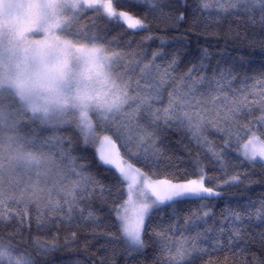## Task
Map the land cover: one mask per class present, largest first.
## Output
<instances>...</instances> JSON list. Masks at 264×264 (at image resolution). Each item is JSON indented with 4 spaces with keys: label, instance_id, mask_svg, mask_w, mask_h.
I'll return each instance as SVG.
<instances>
[{
    "label": "snow or ice",
    "instance_id": "obj_1",
    "mask_svg": "<svg viewBox=\"0 0 264 264\" xmlns=\"http://www.w3.org/2000/svg\"><path fill=\"white\" fill-rule=\"evenodd\" d=\"M142 7L143 15L131 10ZM148 13L176 30L191 21L206 32L209 20L223 16L264 32V0H69L62 34L36 42L39 70L32 76L43 92L26 90L23 74L0 64V264H38L20 246L33 219L37 230H55L52 241L33 239L41 256L58 248L63 227L66 246L80 229L104 239L101 247L112 258L102 256L98 264H115L117 254L124 264H146L150 246L152 264H199L237 248L241 264H248L243 254L253 234L262 255L252 253V264H264V193L246 203L225 202L218 213L212 203L223 199L221 189L248 180L247 168L264 174V64L257 75L238 79V70L225 66L227 49L202 48L191 56L182 38L177 47L163 38L156 48L145 47L154 40ZM100 20L107 22L103 30ZM31 23L25 20L19 33ZM112 28L146 35L133 47L131 39L109 38ZM235 38L224 33L226 43ZM53 41L64 55L49 61ZM260 44L264 50V40ZM86 48L96 54L68 55ZM214 55L222 59L213 61ZM170 132L182 133L199 150L184 145L188 162L177 157V163L162 147ZM233 152L243 171H228L237 166ZM89 153L92 161L82 163Z\"/></svg>",
    "mask_w": 264,
    "mask_h": 264
},
{
    "label": "trees",
    "instance_id": "obj_2",
    "mask_svg": "<svg viewBox=\"0 0 264 264\" xmlns=\"http://www.w3.org/2000/svg\"><path fill=\"white\" fill-rule=\"evenodd\" d=\"M188 3H193V0H188ZM133 12H139L143 15L146 12V8L131 9ZM92 13L84 18L83 23L87 24L89 22V17ZM218 23L209 20V26L207 31L204 32L199 24L193 25L191 21L187 23H182L178 30L166 28L163 24H158V22L153 21V16L148 13V23L151 27V34L154 37L153 41L145 42V47L156 48L159 44L158 38H163L169 45V47H177L175 41L178 38H182L187 46V51L191 56L198 54L199 50L202 48H208L212 53H223L227 49V57L223 58L225 60V66H234L238 70V79L242 77L244 73L248 76H254L258 74V70L262 64H264V50L261 49L260 41L264 40V32H261L259 26H253L247 21L238 20L234 18H225L223 16L218 17ZM107 22L104 20L98 21V28L100 30L104 29ZM231 31V34L236 37L235 40L228 39L227 43L224 39V33L226 31ZM203 33V34H202ZM238 33V36H237ZM146 35V33H139L135 37L123 33L122 30L112 28L109 32V38H115L119 43H123L125 40H133V47L135 43L138 42L141 36ZM179 47H184V45H179ZM243 57V60L240 58ZM217 59H222L219 55L213 56V61ZM249 84L252 83L251 80L248 81ZM240 87L239 84L236 85ZM255 115H259V111H255ZM214 139L218 144L220 143V137L213 135L210 137ZM165 144L162 147L168 152L169 155L173 156L176 160L177 157L182 158L183 162H188L189 154L188 150L184 145H188L189 149L199 151L195 149L194 145L189 143L188 137L184 136L180 132H170L165 138ZM235 147V145H233ZM203 158V157H202ZM230 159L237 165L235 168H229V172L233 171H243L240 166L239 161L235 160V153H232ZM92 161L91 154L89 153L87 161H81L82 163H89ZM180 163V160H176ZM93 171H99L101 175L100 179H105L106 173H103L102 169L97 170L93 162ZM249 179L244 183L233 186L231 188L221 189L223 193V199L219 201H213L216 205L214 211L219 212L220 208L224 206L225 202H230L233 205L237 201L240 203H246L248 197H252L253 200H257L261 193H264V174H261L259 167L255 170L252 168H247ZM213 174L210 172V175ZM220 176L221 173L216 171L214 173ZM107 182V180H105ZM247 185V187H246ZM97 208L99 209V202H97ZM103 209L100 211V215H103ZM180 211L183 213L187 212L185 207H181ZM35 213H33V216ZM167 221V216H165ZM10 230V229H9ZM75 230V229H73ZM77 239L70 243L69 245L64 244L65 236L68 235V230L61 228L59 231L58 248L51 251L43 256H41L35 248L33 247V239L39 237L42 241H52L54 238L55 230L39 229L37 230L35 226V221L33 219L31 231L25 229L23 232V242H21V248L26 249L31 252L34 257L37 258L38 264H73L74 261L79 260L81 264H98L100 257L112 258V253L110 249H105L101 247L104 244V239L98 237L93 239L91 234V229H80L77 230ZM257 232L259 229L256 230ZM16 244L17 240H13ZM244 246L243 241L241 242V247ZM248 251L243 254V257L247 259L248 264H252V253H255L257 257L262 255V250L259 242V237L253 234V238L248 243ZM154 253V248L149 247L146 252V264H152V256ZM227 255L228 259L226 264H241V255H239V248L236 249V254L233 253H214L210 257H205L203 261L199 264H206L207 261L211 260L216 262V264H225L224 257ZM115 264H124V257L117 254L114 257Z\"/></svg>",
    "mask_w": 264,
    "mask_h": 264
},
{
    "label": "clouds",
    "instance_id": "obj_3",
    "mask_svg": "<svg viewBox=\"0 0 264 264\" xmlns=\"http://www.w3.org/2000/svg\"><path fill=\"white\" fill-rule=\"evenodd\" d=\"M69 0H4L0 4V64L6 70L21 72L22 87L26 90L43 92L41 82L32 74L39 70L33 53L37 41L63 31V10ZM32 21L30 30L23 35L19 33L25 20ZM62 44L53 41L47 48L49 61L64 55ZM90 49H71L70 58L79 60L95 55ZM31 76V78H29Z\"/></svg>",
    "mask_w": 264,
    "mask_h": 264
}]
</instances>
